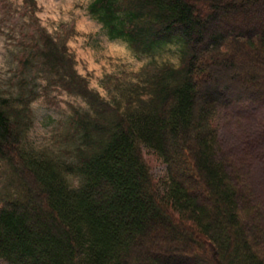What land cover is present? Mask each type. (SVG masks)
I'll return each instance as SVG.
<instances>
[{
	"label": "trees",
	"instance_id": "1",
	"mask_svg": "<svg viewBox=\"0 0 264 264\" xmlns=\"http://www.w3.org/2000/svg\"><path fill=\"white\" fill-rule=\"evenodd\" d=\"M22 5L33 32L24 36L18 72L46 73L48 86L79 97L90 112L74 109L83 146L74 162L59 163L26 152L24 114L12 107L19 99L0 95V160L21 186V197L0 204V259L264 264L243 223L255 212L245 172L215 154L219 111L264 103V0H91L87 12L105 36L136 56L180 45L179 66H158L124 95V108L89 88L69 34L41 26L36 0ZM144 146L165 163L163 190Z\"/></svg>",
	"mask_w": 264,
	"mask_h": 264
},
{
	"label": "rangeland",
	"instance_id": "2",
	"mask_svg": "<svg viewBox=\"0 0 264 264\" xmlns=\"http://www.w3.org/2000/svg\"><path fill=\"white\" fill-rule=\"evenodd\" d=\"M90 1L36 0V16L53 36L59 34L63 38L69 34L67 47L75 56L77 72L87 79L89 88L124 108V95L135 85L144 84L148 74L158 66L165 63L179 66L180 45H164L153 57L136 56L124 42L105 36L101 25L87 12ZM32 25L22 0H0V95L19 99L12 107L24 114L23 145L31 157L74 162L83 146L77 122L73 121L74 109L80 115L90 111L79 97L48 86L46 73L36 69L25 75L18 72V57L24 53L28 43L25 37L33 32ZM30 97L33 98L27 104ZM216 125V158L227 169L245 172L252 191L251 207L254 206L255 212L245 215L243 223L264 259V103L236 104L222 109ZM144 154L158 189L163 190L165 163L152 148L144 146ZM66 180L71 187L79 185L75 176H67ZM20 190L10 167L0 160V204L7 198H18ZM0 264L11 263L0 259Z\"/></svg>",
	"mask_w": 264,
	"mask_h": 264
}]
</instances>
